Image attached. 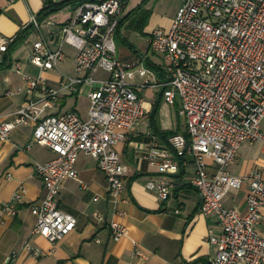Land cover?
<instances>
[{
    "label": "built area",
    "instance_id": "1",
    "mask_svg": "<svg viewBox=\"0 0 264 264\" xmlns=\"http://www.w3.org/2000/svg\"><path fill=\"white\" fill-rule=\"evenodd\" d=\"M14 2L15 0H9ZM181 6L169 30L154 28L148 41L155 53L168 63L165 82L142 68L143 86L161 88L169 104L180 100V113L186 121V134L171 136L172 152L153 142L145 160L160 168V177L148 181L161 201L175 194L176 183L169 177L180 174L192 158L196 175L192 185L200 195V213L215 214L223 228L218 255L209 264H264V237L257 227L264 209V179L256 172L248 177L234 176L229 167L246 141L264 145V0H180ZM124 0L88 1L61 25L60 43L52 50L41 32L39 17L32 13L29 25L39 33L29 61L42 72L59 70L66 59L64 46L76 50L78 76L63 75L59 87L47 85L43 76L30 77L20 62L7 61L16 37L0 33V64L14 67L26 85L27 100L10 119L0 118V141H8L19 125H33L32 144L50 148L55 157L36 166L45 186V196L32 206L37 223L32 234L57 244L77 227V218L59 208L64 180L77 179L76 167L81 154L97 159L109 182V195L118 202L127 190L129 167L122 161L117 145L128 139L146 115L144 101L132 80L137 63L121 61L115 41L117 27L126 6ZM29 25L24 26L27 28ZM108 76L101 78L99 73ZM89 85L88 119L76 111L56 115L50 112L61 94H75ZM264 147V146H263ZM211 158L218 169L208 171ZM247 180L248 213L226 208L224 200L231 190H239ZM24 188L18 189L3 213L17 215L24 202ZM179 213V209L176 210ZM115 242L129 235L126 226L111 223ZM134 253L145 257L133 241ZM36 256L44 251L30 244Z\"/></svg>",
    "mask_w": 264,
    "mask_h": 264
},
{
    "label": "crops",
    "instance_id": "2",
    "mask_svg": "<svg viewBox=\"0 0 264 264\" xmlns=\"http://www.w3.org/2000/svg\"><path fill=\"white\" fill-rule=\"evenodd\" d=\"M50 1L51 10L39 21L47 44L57 50L61 25L73 18L84 0ZM45 2L0 0V33L9 38L16 37L24 26L29 25L32 13L38 16L43 13ZM128 3L129 0L121 19L125 23L118 35L122 37L123 29H134L139 32L140 41L135 44L124 36L127 48L122 50L119 59L127 64L137 63L131 82L144 101L146 115L128 139L117 145L123 163L129 167L127 190L118 202L113 201L108 179L100 170L97 159L81 154L76 165L78 180H64L59 197V208L77 218L76 229L57 244L33 235L37 218L32 213V206L46 193L36 166L46 164L56 155L48 147L32 144L33 125H19L8 141H0V264H209L218 255L220 245L212 244L210 239L219 238L223 228L215 214L200 213V195L192 185L196 175L192 158H188L180 174L169 177L176 183L175 194L169 201H161L157 191L147 187L150 179L160 177L159 166L145 160L150 145L155 141L172 152V134H186L187 131L185 118L180 113V101L173 105L167 103L163 90L153 85L143 86L144 78L139 73L143 68L154 76L155 82L166 81L168 63L163 55L152 51L148 38L154 28H171L181 2L142 0L132 8ZM140 15L147 16L145 23L140 21ZM38 38V31L31 26L26 40L12 52L13 63L20 62L24 74L33 78L43 76L52 87L61 85L63 75L78 76L76 50L70 45L64 46L66 59L59 70L42 72L32 64L29 58ZM99 76L106 78L108 75L101 71ZM92 90V86L84 85L75 94H61L50 112L61 115L76 111L88 119ZM27 98L22 75L14 67L0 69V118L10 119ZM263 146L262 141L244 142L229 172L239 177L258 172L264 179ZM207 163L209 173L215 174L218 167L213 159L208 158ZM21 187L25 190L24 202L17 205V215L3 213L1 207L10 203ZM249 188L250 180H247L243 188L231 190L225 197V207L247 214ZM177 209L179 213H176ZM112 222L126 226L129 235L115 242L111 237ZM257 229L264 237V209ZM133 241L138 243L145 257L134 253ZM28 244L44 254L34 255L27 248Z\"/></svg>",
    "mask_w": 264,
    "mask_h": 264
},
{
    "label": "trees",
    "instance_id": "3",
    "mask_svg": "<svg viewBox=\"0 0 264 264\" xmlns=\"http://www.w3.org/2000/svg\"><path fill=\"white\" fill-rule=\"evenodd\" d=\"M124 1H125L126 3L128 2V0H124ZM85 2H88V1H85V0H84V2H82L81 4H83V3H85ZM45 3L47 4V5H46V8H45V10L43 11V13H41V15L38 16L39 19H40L41 16L46 15V14L51 10V7H52V3H51V1H50V0H46ZM139 19H140V21H141L142 23H145V21H146V19H147V16L140 15ZM124 23H125V20H124V19L120 21V24H119V26L117 27V33H116V35L120 33V30H121L122 25H123ZM143 26H144V25L141 26V30H143V28H144ZM30 27H31V26H30ZM30 27H27V28L22 29V30L20 31V33L16 36V39H15V41L13 42V44L11 45V47L9 48L8 55H7L6 58H5L7 61H8L9 58L11 57L12 52L14 51V49H15L17 46H19V44H22V43L26 40V38H27V36H28V34H29ZM5 68H9V67L6 65V63L0 64V69H5ZM155 111H156V110H155ZM174 134H177V133H174ZM174 134H172V135H174Z\"/></svg>",
    "mask_w": 264,
    "mask_h": 264
},
{
    "label": "rangeland",
    "instance_id": "4",
    "mask_svg": "<svg viewBox=\"0 0 264 264\" xmlns=\"http://www.w3.org/2000/svg\"><path fill=\"white\" fill-rule=\"evenodd\" d=\"M142 0H129V7H136L139 3H141ZM124 36L127 37L129 39V41H131L132 43L138 44L139 43V38H140V34L139 32L135 31L134 29L129 30V29H123L122 30V37H120L118 34L115 37V41H116V45L118 47L117 50V57L120 58L121 57V52L123 49L127 48L124 45ZM180 101V100H178ZM185 120V119H184ZM263 129H264V123H263Z\"/></svg>",
    "mask_w": 264,
    "mask_h": 264
}]
</instances>
